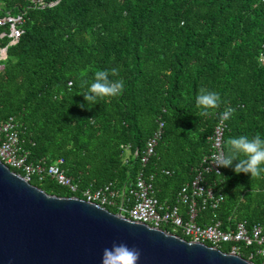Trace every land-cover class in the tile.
I'll use <instances>...</instances> for the list:
<instances>
[{
  "label": "trees",
  "instance_id": "obj_1",
  "mask_svg": "<svg viewBox=\"0 0 264 264\" xmlns=\"http://www.w3.org/2000/svg\"><path fill=\"white\" fill-rule=\"evenodd\" d=\"M43 2L38 8L29 0H0V18L22 20L13 45L8 27H0V125L12 119L27 163L46 166L61 159L77 191L44 174L30 178V185L75 198L84 188L111 185L127 198L140 172L159 204L178 206L176 193L209 153L219 122L218 116L201 117L195 107L202 87L221 96L215 112L234 109L223 123L222 148L230 137H264V0ZM111 67L119 68L125 82L122 95L89 108L82 85L97 69ZM159 124L153 154L142 164L144 145ZM120 146L128 148L127 156ZM220 173L209 175L207 185L222 201L204 207L197 224L234 221L264 230V179L251 181L233 168ZM220 250L229 252L227 246Z\"/></svg>",
  "mask_w": 264,
  "mask_h": 264
},
{
  "label": "water",
  "instance_id": "obj_2",
  "mask_svg": "<svg viewBox=\"0 0 264 264\" xmlns=\"http://www.w3.org/2000/svg\"><path fill=\"white\" fill-rule=\"evenodd\" d=\"M113 243L139 249L137 264H253L79 198L48 195L0 162V264H102Z\"/></svg>",
  "mask_w": 264,
  "mask_h": 264
},
{
  "label": "built area",
  "instance_id": "obj_3",
  "mask_svg": "<svg viewBox=\"0 0 264 264\" xmlns=\"http://www.w3.org/2000/svg\"><path fill=\"white\" fill-rule=\"evenodd\" d=\"M29 3L38 8L45 6L43 0H29ZM21 22L20 16L6 14L0 18V27H8V45H13L21 35ZM2 36L3 34H0V37ZM4 59L5 48L0 49V61ZM1 68L0 66V70ZM160 128L161 124L158 125L157 132L144 145V156L140 160L142 164L153 154ZM224 129L225 125L220 121L213 127L209 137V153L199 162L191 181L184 184L176 193V202L182 205L184 217L181 215L179 205L164 207L163 204L158 203L153 196L150 179L148 181L140 172L136 175L134 188L128 193L127 198H124L123 193L119 194L111 185H106L99 189L84 188L80 192L79 199L104 209L116 208L118 214L125 213V218L151 228L162 230L163 227H167L171 232H178L189 242L202 243L219 250L222 246H227L228 253L238 256L244 254L249 262L259 258L261 261L259 264H264V230L260 225L248 228L244 222L227 221L225 224L218 221L210 224L196 222L204 207L212 209L222 201L221 196L215 195L213 189L207 185V177L209 175L217 177L216 172L221 170L213 164V161L222 149ZM120 148L127 156L128 148L123 146ZM126 158L124 157V163ZM0 162L11 171H20L27 182L34 176L44 174L56 185L66 188L68 192L73 194L77 191L76 184L63 174L60 168L61 159L46 166L27 163L26 154L18 147L16 127L10 118L0 125Z\"/></svg>",
  "mask_w": 264,
  "mask_h": 264
},
{
  "label": "clouds",
  "instance_id": "obj_4",
  "mask_svg": "<svg viewBox=\"0 0 264 264\" xmlns=\"http://www.w3.org/2000/svg\"><path fill=\"white\" fill-rule=\"evenodd\" d=\"M82 87L86 90L80 95L91 108L105 98H116L122 95L125 82L120 78L119 68L111 67L97 69L93 73L91 82L85 81ZM221 103V96L217 92L203 87L195 98V107L199 110L201 117L218 116L220 123H224L231 119L234 109L226 107L222 112H215L214 110L219 109ZM80 107L83 108L84 104ZM213 164L217 168H233L236 174L249 175L251 181L264 179V137L257 133L252 137L240 135L228 138L225 148H222L214 157ZM216 174L223 177L218 171ZM255 187L253 185L252 189L254 190ZM139 258V249L130 248L125 243H113L110 248L103 250L102 264H137Z\"/></svg>",
  "mask_w": 264,
  "mask_h": 264
}]
</instances>
